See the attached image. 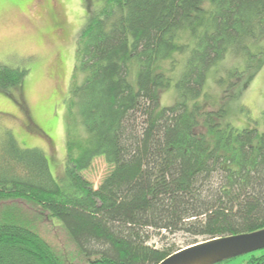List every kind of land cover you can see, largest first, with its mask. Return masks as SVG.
Masks as SVG:
<instances>
[{
  "label": "trees",
  "instance_id": "trees-1",
  "mask_svg": "<svg viewBox=\"0 0 264 264\" xmlns=\"http://www.w3.org/2000/svg\"><path fill=\"white\" fill-rule=\"evenodd\" d=\"M87 1L75 71L85 79L66 101L65 180L11 132L0 149V264H69L38 231L46 218L88 264H160L202 242L264 230V131L225 122V104L201 103L208 72L228 55L247 61L244 72H228L240 95L263 69L264 51L252 47L264 40V0ZM27 76L0 65V91ZM172 88L178 102L162 107ZM97 158L112 171L94 189L83 172ZM154 232L186 241L157 247ZM246 256L264 264V250Z\"/></svg>",
  "mask_w": 264,
  "mask_h": 264
},
{
  "label": "rangeland",
  "instance_id": "rangeland-1",
  "mask_svg": "<svg viewBox=\"0 0 264 264\" xmlns=\"http://www.w3.org/2000/svg\"><path fill=\"white\" fill-rule=\"evenodd\" d=\"M87 2L0 0V65L28 71L19 89L10 94L0 91V149L11 132L22 148H37L46 154L51 172L60 182L66 178L69 129L66 101L72 85L85 79L82 73L75 79V71L77 40L88 15ZM252 50L264 51V40L253 45ZM246 66L247 61L232 55L213 66L204 87V98L208 96V100L202 98L201 103L208 111L225 104V122L238 129L259 127L263 132L264 67L241 95L239 88L233 91L234 87L228 83V72H244ZM163 67L168 69L169 63ZM220 78L227 82L220 84ZM230 93L234 98L226 97ZM177 102L174 88L162 94V107H172ZM73 129L77 134L86 135L83 126ZM111 171L104 158H97L83 172V177L98 189ZM37 229L51 246L68 258L69 264H88L79 257L76 245L59 221L40 219ZM164 235L154 232L151 244L182 246L186 241L183 234H166L163 239ZM248 261V256H242L225 264H247Z\"/></svg>",
  "mask_w": 264,
  "mask_h": 264
},
{
  "label": "water",
  "instance_id": "water-1",
  "mask_svg": "<svg viewBox=\"0 0 264 264\" xmlns=\"http://www.w3.org/2000/svg\"><path fill=\"white\" fill-rule=\"evenodd\" d=\"M264 250V230L217 238L187 247L160 264H221Z\"/></svg>",
  "mask_w": 264,
  "mask_h": 264
}]
</instances>
